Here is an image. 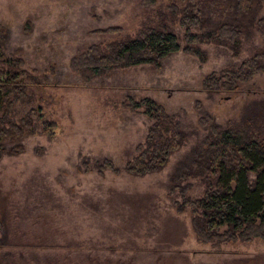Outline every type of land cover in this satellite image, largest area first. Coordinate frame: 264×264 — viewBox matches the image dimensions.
<instances>
[{"label":"rangeland","instance_id":"rangeland-1","mask_svg":"<svg viewBox=\"0 0 264 264\" xmlns=\"http://www.w3.org/2000/svg\"><path fill=\"white\" fill-rule=\"evenodd\" d=\"M213 1L0 0V67L19 59L30 77L12 119L33 129L4 141L21 152L0 160V264H264V239L202 242L193 229L192 203L215 182L194 158L209 135L200 120L225 130L264 106V73L232 92L203 89L207 76L264 51V0L262 28L243 35L237 56L214 44L194 46L204 61L183 51V12ZM161 26L180 51L158 66L95 77L72 68L92 49L106 53ZM145 98L179 123L183 140L161 171L137 177L125 167L153 122L131 103Z\"/></svg>","mask_w":264,"mask_h":264},{"label":"trees","instance_id":"trees-1","mask_svg":"<svg viewBox=\"0 0 264 264\" xmlns=\"http://www.w3.org/2000/svg\"><path fill=\"white\" fill-rule=\"evenodd\" d=\"M261 4L262 0H217L203 5L198 12L185 10L180 22L185 29L183 51L204 61V54L194 46L214 44L228 48L237 56L243 35L250 34L255 27L262 28V19H257ZM219 5L222 13L215 19L210 13ZM192 28L204 31L196 34ZM179 51L178 38L167 26L152 27L140 31L135 38L110 45L106 53L90 50L73 60L72 68L77 73L95 77L117 68L158 66L160 60ZM1 65L0 160L6 153L21 152L20 146L7 150L6 139H21L26 131L33 130L26 118L19 123L12 119L14 106L24 98L26 81L30 77L21 70L19 59L4 60ZM260 73H264V51H257L238 68L207 76L203 89L207 93L232 92ZM131 106L136 110L143 109L153 122L144 149H139L138 156L125 167L126 173L143 177L165 167L171 154L179 149L183 134L179 123L151 99L145 98ZM263 122L264 106L244 113L236 126L225 130L210 124L209 118L200 120L201 125L209 129V135L202 143L206 148L200 145L194 158L199 161L201 172H206V176L215 181L208 184L199 201L192 203L194 213L198 215L193 220V229L200 241L264 239V140L257 134L264 132ZM221 228H225L222 233Z\"/></svg>","mask_w":264,"mask_h":264}]
</instances>
